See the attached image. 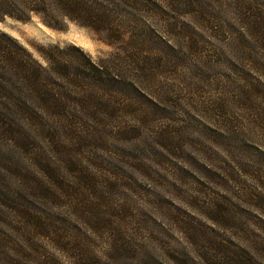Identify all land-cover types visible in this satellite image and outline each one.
Returning <instances> with one entry per match:
<instances>
[{
  "label": "rangeland",
  "instance_id": "obj_1",
  "mask_svg": "<svg viewBox=\"0 0 264 264\" xmlns=\"http://www.w3.org/2000/svg\"><path fill=\"white\" fill-rule=\"evenodd\" d=\"M144 1L115 11L140 72L101 137L0 121V264H264V0ZM2 7L0 39L42 64L53 44L117 57Z\"/></svg>",
  "mask_w": 264,
  "mask_h": 264
},
{
  "label": "trees",
  "instance_id": "obj_2",
  "mask_svg": "<svg viewBox=\"0 0 264 264\" xmlns=\"http://www.w3.org/2000/svg\"><path fill=\"white\" fill-rule=\"evenodd\" d=\"M144 2L0 0L4 15L23 20L22 14L29 12L54 29H62L67 20L92 30L97 39L118 50L114 60H94L80 47L53 44L37 51L42 64L15 39H0V121H14L16 117L20 124L53 121L59 127L68 123V127H83L79 134L101 137L100 131L89 130L92 127L87 124L93 123L97 115L119 112L120 100L123 103L126 93L124 77L137 78L140 72L137 50L140 38L131 32L126 35L125 22L119 17L120 12L115 11H121L120 6L134 11ZM130 87L138 88L132 81Z\"/></svg>",
  "mask_w": 264,
  "mask_h": 264
}]
</instances>
